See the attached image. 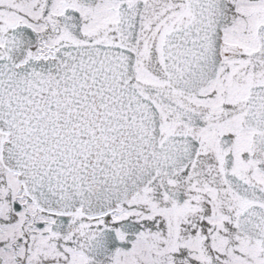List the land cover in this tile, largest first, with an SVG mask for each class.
Returning a JSON list of instances; mask_svg holds the SVG:
<instances>
[{"label": "snow or ice", "instance_id": "1", "mask_svg": "<svg viewBox=\"0 0 264 264\" xmlns=\"http://www.w3.org/2000/svg\"><path fill=\"white\" fill-rule=\"evenodd\" d=\"M0 264H264V0H0Z\"/></svg>", "mask_w": 264, "mask_h": 264}]
</instances>
